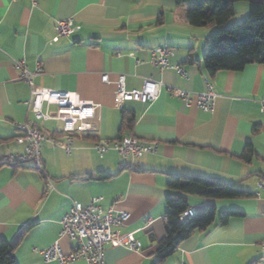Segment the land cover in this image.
Instances as JSON below:
<instances>
[{
  "label": "crops",
  "instance_id": "crops-1",
  "mask_svg": "<svg viewBox=\"0 0 264 264\" xmlns=\"http://www.w3.org/2000/svg\"><path fill=\"white\" fill-rule=\"evenodd\" d=\"M237 3L235 11L239 6L246 14L248 7ZM186 8L175 0H39L37 5L0 0V239L19 237L13 249L18 264H60L45 262L38 250L57 241L70 252L75 243L59 236L60 221L73 202L91 200L104 212H129L105 245L106 264H264V63L210 74L202 58L213 27L191 26ZM68 18L74 30L53 40L57 21ZM157 46L173 50L168 62L181 65L187 77L151 64V49ZM14 60L34 72V86L71 90L91 110L93 128L85 132L67 134L57 119L37 123L50 139L41 148L44 174L29 162L2 161L26 150L16 124L33 119L26 103L30 86ZM120 76L125 95L118 101ZM145 79L161 83L155 98L131 92ZM207 83L215 93L212 111L199 109L194 101L186 104L168 88L201 92ZM122 110L133 116L130 128L122 127ZM122 136L158 144L154 152L125 159L115 149L100 153L94 147ZM171 173L218 177L253 195H187L193 210L213 205L216 217L156 262L157 244L166 232L164 196ZM231 210L240 214L219 223L220 214ZM129 235L141 242L139 251L118 242Z\"/></svg>",
  "mask_w": 264,
  "mask_h": 264
},
{
  "label": "built area",
  "instance_id": "built-area-1",
  "mask_svg": "<svg viewBox=\"0 0 264 264\" xmlns=\"http://www.w3.org/2000/svg\"><path fill=\"white\" fill-rule=\"evenodd\" d=\"M32 5H37L39 0H30ZM56 35L53 40L59 36L69 35L74 30V21L72 18L60 19L56 23ZM151 64L160 68H171L182 77H187L185 69L181 65H171L167 56L173 54V50L166 46H157L151 49ZM15 67L20 69L21 78L30 86V96L27 103V111L32 113L33 119L26 118L23 123H17L16 128L23 132L27 141L26 150L23 153L8 154L2 157L6 163L26 162L44 174L43 161L41 157L42 144L50 140L40 130L37 123L47 119H57L62 122V130L67 134L72 132H85L93 128V124L88 120L91 110L87 108L86 102H81L76 93L71 90L54 89L42 86H34L32 77L34 72L29 71L22 60H14ZM161 83L152 79H145L140 89L132 88V93H143L152 99L157 96L158 88ZM173 95L180 97L186 104L194 101L196 106L203 111H212L214 107L215 93L210 83L207 88L201 92H188L184 89L168 86ZM125 95L124 77L120 76L117 83L116 98L123 100ZM50 106H54L50 110ZM261 110L264 112V96L260 100ZM157 140L138 138L135 136H122L115 140L103 139L97 142L94 147L100 153L109 149H115L121 157L127 156L134 158L140 157L143 153L154 152L157 147ZM71 146V135L66 138L63 148L69 153ZM125 162H120V167H124ZM50 184V181L48 182ZM261 186V185H260ZM193 209L185 210L180 219L192 215ZM129 218V212L125 210L112 209L104 212L95 200L88 204L73 202L67 213L60 221L61 228L59 236H67L74 244L70 252L65 253L54 241L49 246L39 249L45 262L58 261L60 264H67L71 261L83 259L86 264H106L105 245L116 237L115 228L122 226ZM130 250L139 251L141 242L129 235L121 240ZM261 248L264 250V237L261 240ZM186 264V263H181Z\"/></svg>",
  "mask_w": 264,
  "mask_h": 264
},
{
  "label": "trees",
  "instance_id": "trees-1",
  "mask_svg": "<svg viewBox=\"0 0 264 264\" xmlns=\"http://www.w3.org/2000/svg\"><path fill=\"white\" fill-rule=\"evenodd\" d=\"M236 1H246L248 15L241 21L226 25L234 15ZM177 4L187 5L185 18L193 27H216L207 39L202 62L210 74L220 70H241L249 63H264V0H175ZM133 116L122 110V127L130 128ZM249 148L243 154L249 160ZM99 175L108 176L100 173ZM165 223L166 232L157 244L159 262L169 256L177 246L188 238L195 229L211 224L216 217V209L208 205L192 215L180 219L181 214L190 207L187 195H199L204 198H243L253 195L251 191L226 183L218 177L200 175H182L171 173L166 181ZM239 211H224L219 216V223L225 224L231 215ZM19 237L9 242L0 239V264H18L13 249Z\"/></svg>",
  "mask_w": 264,
  "mask_h": 264
},
{
  "label": "rangeland",
  "instance_id": "rangeland-1",
  "mask_svg": "<svg viewBox=\"0 0 264 264\" xmlns=\"http://www.w3.org/2000/svg\"><path fill=\"white\" fill-rule=\"evenodd\" d=\"M238 3L237 4H245L247 7H248V12L245 14L243 13V11H240L239 10V6H238V9L235 11L234 15L229 19V21L226 23V25H231V24H234V23H237L239 21H241L242 19H244L248 13H249V5L246 1H237ZM200 27H198L197 29H199ZM213 29H217V26L213 27Z\"/></svg>",
  "mask_w": 264,
  "mask_h": 264
}]
</instances>
